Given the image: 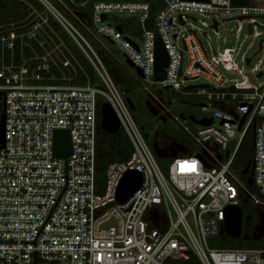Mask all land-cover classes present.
Returning a JSON list of instances; mask_svg holds the SVG:
<instances>
[{"label": "built area", "instance_id": "1", "mask_svg": "<svg viewBox=\"0 0 264 264\" xmlns=\"http://www.w3.org/2000/svg\"><path fill=\"white\" fill-rule=\"evenodd\" d=\"M18 1L26 13L0 24V264H165L191 255L199 264H264V246L207 241L220 231L227 207L242 198L264 212V71L244 69L264 50V37L250 56H239L238 40L242 26L246 35L264 27V0H159L153 15L143 0ZM196 15L208 20L203 25L214 38L194 24ZM232 21L235 30L222 36L220 27ZM157 40L167 53L160 72ZM102 54L129 71L189 141L164 147L165 167ZM200 78L208 83H187ZM167 90L200 98L203 115H192L211 122L184 123L163 100ZM104 101L131 150L98 177ZM56 129L69 132L66 157L53 154ZM248 133L243 175L236 161ZM131 170L141 173V183L119 201L118 186Z\"/></svg>", "mask_w": 264, "mask_h": 264}, {"label": "trees", "instance_id": "2", "mask_svg": "<svg viewBox=\"0 0 264 264\" xmlns=\"http://www.w3.org/2000/svg\"><path fill=\"white\" fill-rule=\"evenodd\" d=\"M148 1L150 4V14L153 15L155 11L161 7V2L159 0H143ZM27 6L18 0H0V24L9 22L11 20H16L22 17L26 13ZM105 65L114 80V83L118 87L119 91L123 94L124 98H129L135 108H140L142 104L139 105L141 97L137 93H133V89L137 84V81L133 76L126 71V69L121 66L113 57L103 55ZM84 62V59H82ZM86 71L92 75V69L86 67ZM168 91V90H167ZM178 94V93H177ZM162 95V93H161ZM163 97V96H162ZM147 99V97H145ZM170 99H168V102ZM134 109H131L133 111ZM184 115V114H183ZM138 124L144 129V120L139 116L134 115ZM191 121V120H190ZM166 121L160 120L159 123L164 124ZM172 136L171 138L176 139L175 134L171 129L168 131ZM152 146V142H148ZM97 162H98V177L103 175L104 167L109 161L122 160L125 159L131 150V146L128 138L119 129L115 133H109L99 130L97 133ZM251 153V134L248 133L241 145L239 153L237 155L236 164L241 167H245L250 159ZM155 157L158 163L165 167L168 161V156L156 155ZM243 214L248 218L251 216L252 221H248L246 226H244V232L238 237H231L227 234L218 232L217 242H212L213 247H226V246H248V247H263L264 246V230L254 237L249 235V226L253 224V209H244L241 207ZM246 234V235H245ZM165 264H199L197 258L191 255L187 260H175L169 259Z\"/></svg>", "mask_w": 264, "mask_h": 264}, {"label": "rangeland", "instance_id": "3", "mask_svg": "<svg viewBox=\"0 0 264 264\" xmlns=\"http://www.w3.org/2000/svg\"><path fill=\"white\" fill-rule=\"evenodd\" d=\"M198 18V21H196L194 24L196 26H199L202 30L206 31L207 33L211 34V36L214 38L215 35L214 33L210 30L209 27H207L206 25H203L204 23H208V20L196 15ZM259 23L264 24V19H259ZM238 25V22L232 21V22H225L219 29L220 34L223 36L224 33H231L232 31L235 30L236 26ZM264 37V27L262 28H256L255 33L252 35H246V31H245V27L242 26V32L239 35V43H240V48H239V56L242 55H247L250 56L252 55L254 52L257 51L258 47H259V40ZM138 42L141 43V40L136 37L135 38ZM252 66H258L260 68L263 69L264 71V50L262 51H258L257 53L254 54L249 67L248 66H244V69L249 70L250 67ZM131 70H134L132 67L130 68ZM129 73V71H127ZM263 79V77H260L257 79V81H261ZM208 83L205 79L200 78L196 81H190L187 83H192V84H198V83ZM145 86L149 87L150 89H154L156 86L150 84L148 81H144ZM133 93H137L139 94V96L141 97V100L139 102V105H141L140 108H136L135 110L132 111L133 116H139L140 118H142L144 120V124H145V128L144 129H148L149 131L153 130L152 127H147L146 124L148 121H150L149 118H151L153 115H151L146 107V92L143 90L142 84L139 82L135 85L134 89H133ZM163 96V100L166 102V104L168 105L169 109L174 112V113H183L185 118L183 119L184 123H187L189 125H191L192 127H196L197 125L194 124V122L190 121L187 116L189 114H194L196 117H201L203 115V113L201 112L200 108H199V102L201 101L200 98L195 97V96H185V95H180L177 94L175 91L173 90H168V91H164L162 93ZM168 99H170V101L168 102ZM151 102V101H150ZM149 106H154L153 103H149ZM218 123V119L216 118L214 120V124L216 125ZM155 130H160L163 131L165 134H169L171 135L168 131L171 129V131H173V133L176 136V139L178 141H182L183 143L187 144L189 143V141L186 139V137L184 136V134L182 133V131H180V129H178L177 127H175L174 121L167 117L166 118V122L164 124L162 123H158L157 125L154 126ZM172 136V135H171ZM168 160V159H167ZM168 162V161H166ZM240 207H243L245 210L246 209H250L252 210L255 206L254 204L248 200V199H244L242 198ZM257 208V207H255ZM258 209V208H257ZM254 210V209H253ZM260 209L257 210L256 214H254V221L256 223H261L263 221V217H264V212L263 211H259ZM264 226V225H263ZM217 235H213L207 238L208 244L211 246L212 242H217Z\"/></svg>", "mask_w": 264, "mask_h": 264}, {"label": "water", "instance_id": "4", "mask_svg": "<svg viewBox=\"0 0 264 264\" xmlns=\"http://www.w3.org/2000/svg\"><path fill=\"white\" fill-rule=\"evenodd\" d=\"M248 60V59H247ZM167 62V53L163 44L160 40H157L155 46V62H154V70L155 72L162 71L163 67ZM126 63L129 66H133V63L126 59ZM136 72L140 77H142V73L139 69L136 68ZM129 107L133 109V104L129 98H125ZM100 130L115 133L119 130V121L111 108L110 104L107 101H104L100 104ZM181 116L185 117L183 113ZM188 118L194 123L200 125H207L211 122L210 118H201L196 119L194 115H188ZM164 121V118H161ZM4 113H0V146L3 143V125ZM153 151L156 155H160L159 149L155 142L152 143ZM71 150V141L69 132L67 129H56L54 131L53 137V154L54 156L66 157ZM249 170V164L247 163L244 169L242 170V174L245 175ZM141 183V173L136 170L127 171L118 186L117 189V199L119 201L125 200ZM247 183L250 185L252 183L251 173H249L247 177ZM241 219H242V209L238 205L228 206L226 209L225 218L223 220V225L220 228V233H225L231 237H238L241 235Z\"/></svg>", "mask_w": 264, "mask_h": 264}, {"label": "flooded vegetation", "instance_id": "5", "mask_svg": "<svg viewBox=\"0 0 264 264\" xmlns=\"http://www.w3.org/2000/svg\"><path fill=\"white\" fill-rule=\"evenodd\" d=\"M149 103H151V102L148 99H146V107H147L149 113L153 116L151 118H149L150 121L147 122L146 126L148 128L152 127L153 130L149 131L148 129H143V132H144L145 137H146L148 142L149 141H151L152 143L155 142V144L157 145V147L159 149L160 155H162L164 153V147L170 148V146L172 144V142H171L172 138H171V135L165 134L163 131L154 129V126L157 125L159 123V121L162 120L161 118H164V117L161 115V111H159L158 108H156L155 106H149L150 105ZM133 109L134 110L136 109L134 105H133ZM154 132H156V134H154ZM253 209H254L253 214H252L253 224H251L249 226L248 233H249V235L256 237V236H258L259 233H261L264 230V226H263L264 225V217H263V221L261 223H256L254 221V216H255L254 214H256L258 209L255 207ZM248 221H252L251 216L249 215L247 218L242 212V219H241V233L242 234L245 230L244 226H246Z\"/></svg>", "mask_w": 264, "mask_h": 264}, {"label": "crops", "instance_id": "6", "mask_svg": "<svg viewBox=\"0 0 264 264\" xmlns=\"http://www.w3.org/2000/svg\"><path fill=\"white\" fill-rule=\"evenodd\" d=\"M162 156H167V155L163 153Z\"/></svg>", "mask_w": 264, "mask_h": 264}]
</instances>
